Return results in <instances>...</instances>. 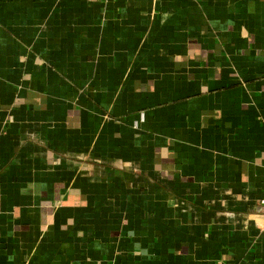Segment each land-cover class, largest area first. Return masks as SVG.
Wrapping results in <instances>:
<instances>
[{"label": "crops", "instance_id": "0c3cea01", "mask_svg": "<svg viewBox=\"0 0 264 264\" xmlns=\"http://www.w3.org/2000/svg\"><path fill=\"white\" fill-rule=\"evenodd\" d=\"M264 0H0V264H264Z\"/></svg>", "mask_w": 264, "mask_h": 264}, {"label": "built area", "instance_id": "2783aa9c", "mask_svg": "<svg viewBox=\"0 0 264 264\" xmlns=\"http://www.w3.org/2000/svg\"><path fill=\"white\" fill-rule=\"evenodd\" d=\"M260 205L264 206V199L260 200Z\"/></svg>", "mask_w": 264, "mask_h": 264}]
</instances>
